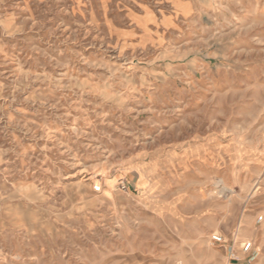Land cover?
<instances>
[{
  "label": "rangeland",
  "instance_id": "rangeland-1",
  "mask_svg": "<svg viewBox=\"0 0 264 264\" xmlns=\"http://www.w3.org/2000/svg\"><path fill=\"white\" fill-rule=\"evenodd\" d=\"M244 240L264 264V0H0V264Z\"/></svg>",
  "mask_w": 264,
  "mask_h": 264
},
{
  "label": "built area",
  "instance_id": "built-area-1",
  "mask_svg": "<svg viewBox=\"0 0 264 264\" xmlns=\"http://www.w3.org/2000/svg\"><path fill=\"white\" fill-rule=\"evenodd\" d=\"M101 187H96V191H100ZM263 219L262 216L258 218V221H261ZM212 241L217 244L224 245L227 243V240L224 238L222 234L214 233L211 237ZM240 253L241 255L233 250L232 246L230 247L231 251V259L237 262H241L242 264H252V262L255 259V250L252 241L244 240L240 241Z\"/></svg>",
  "mask_w": 264,
  "mask_h": 264
},
{
  "label": "crops",
  "instance_id": "crops-1",
  "mask_svg": "<svg viewBox=\"0 0 264 264\" xmlns=\"http://www.w3.org/2000/svg\"><path fill=\"white\" fill-rule=\"evenodd\" d=\"M250 221H252V219L248 218V219L246 220L245 224H246L247 226H249V225L251 224ZM241 231H242V229L240 230L239 233H237V236L242 235V234H241V233H242ZM243 237H245V236H243Z\"/></svg>",
  "mask_w": 264,
  "mask_h": 264
},
{
  "label": "bare ground",
  "instance_id": "bare-ground-1",
  "mask_svg": "<svg viewBox=\"0 0 264 264\" xmlns=\"http://www.w3.org/2000/svg\"><path fill=\"white\" fill-rule=\"evenodd\" d=\"M240 254V253H239ZM241 255V254H240Z\"/></svg>",
  "mask_w": 264,
  "mask_h": 264
}]
</instances>
